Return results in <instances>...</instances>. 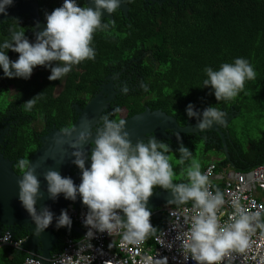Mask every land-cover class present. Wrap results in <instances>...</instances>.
<instances>
[{
    "label": "clouds",
    "instance_id": "1",
    "mask_svg": "<svg viewBox=\"0 0 264 264\" xmlns=\"http://www.w3.org/2000/svg\"><path fill=\"white\" fill-rule=\"evenodd\" d=\"M128 0H90L80 6L78 0H63L61 6L45 13V27L35 32L34 42H29L25 31L21 30L19 20L8 27V37L0 41V70L6 78L31 77L34 68L42 66L50 70L49 81H60L69 74L73 67L85 60H94L96 51L93 45L94 34L115 27L114 19H102V11L113 14ZM13 0H0V14L7 15ZM18 54L11 60L8 52ZM206 78L202 87L210 88L217 102L231 101L244 90L246 80H253L256 72L249 61L243 57L234 58L231 63H221L218 69L206 66ZM141 89L148 91V85L141 83ZM127 87L122 89L126 93ZM40 94L23 103L24 111H31ZM102 115L100 126L94 131H80L69 146L73 149L72 163L81 171V182L77 185L68 176H61L58 171L49 169L43 178L47 182L48 198L55 201L61 194L64 199L75 202L79 196L83 213V226L87 229L84 237L89 241L97 233H114L131 245H138L145 239L155 236L159 231L150 222L151 211L147 202L158 187L170 192L169 203L177 208L191 202V214L184 216L186 230L177 232L180 241V256L183 264H221L233 252L243 253L249 246V238L257 229L264 232V209L249 212L240 203L239 198L231 200L232 211L228 219L221 223L225 215V194L214 188L209 173L201 171V164L192 151L179 143L178 163L186 168L181 176L186 182L174 183L175 173L170 163L171 147L157 139L155 135L137 138L133 141L125 129L124 119H111L118 113ZM188 118H194L196 129L204 131L213 125L225 122V113L212 105L202 111L194 110L189 103L185 109ZM177 141H180L178 135ZM90 143L92 151L86 155L83 145ZM86 160L90 166L86 167ZM14 167L19 169L17 181L18 199L29 214L34 232L39 236L55 219V228L71 229L72 220L67 209H62L54 217L49 207L36 208L37 200L42 198L40 181L35 175L32 163L25 158L18 159ZM174 228H183L176 224ZM161 235L163 233L161 232ZM10 234L0 242L7 243ZM25 264H32L26 259ZM155 264H168V257L162 256Z\"/></svg>",
    "mask_w": 264,
    "mask_h": 264
},
{
    "label": "trees",
    "instance_id": "2",
    "mask_svg": "<svg viewBox=\"0 0 264 264\" xmlns=\"http://www.w3.org/2000/svg\"><path fill=\"white\" fill-rule=\"evenodd\" d=\"M153 1L152 4L146 5L142 0H128L126 4L130 8L131 18L126 22L128 35L123 39V43L118 45L117 53L112 55L118 62L130 57L137 59L141 54L132 52L139 48H135L138 39L142 41L145 50L151 52V59H141L137 68L133 70L139 74L137 89L144 83L148 85V91L142 89V92L149 95L142 103L141 95L137 94L134 97L136 107L142 106L144 109L145 104L151 111L160 110L173 117L180 126H184L188 120L191 124L196 123L194 118L190 119L186 115L185 109L189 103L194 106V110L200 111L210 105L217 107L225 113V122L219 125L218 129L225 138L228 158L224 156L222 140L217 132L203 131L200 134L192 133L185 136L175 132L168 133L174 138L179 135L184 139V146L192 151L194 157L199 144H202L204 153L217 155L216 158L220 160L211 162L216 172L247 171L261 165L264 162V129L260 131L258 139H251L246 125L250 120L260 122L264 120V0ZM120 28L121 26L117 25L115 30L120 31ZM94 48L97 59L98 47ZM112 57L105 62L109 63ZM237 57L249 61L256 72V77L245 81L244 90L235 99L217 102L210 88L202 87L206 78L203 69L206 66L218 69L221 63H231ZM92 68L95 66L90 67ZM74 92L73 87L66 85V90L55 101V109L60 110L40 113L38 114L40 120L44 117L51 118L55 129L67 130L71 125L72 112L69 104H64L60 100L72 99ZM0 116L3 114L0 113ZM238 121L245 125L240 136L235 130ZM13 130H15L13 138L9 139L5 150L1 152L4 158L13 162V171L20 174L19 169L14 167L15 162L20 158L31 157L41 146L39 136L45 134L46 130L43 129L41 134L26 126ZM163 142L171 147L170 157L179 160L178 141ZM208 163L203 164L202 172L209 166ZM187 164L188 162H185L183 166ZM78 170L72 168L68 175ZM181 170V167L174 165V172L178 173ZM174 183L178 182L174 180ZM211 183L214 188H222L220 181L212 180ZM79 209L87 210L82 204ZM153 224L158 229L161 227L158 220H153ZM73 225L80 228L74 223ZM54 232L59 238L53 253L60 251L64 236L75 240L80 238L79 234L65 228L57 229L54 226ZM13 233L16 237L30 236L24 229L19 232L15 230ZM4 255H11V259H4L3 264H21L27 254L24 252L15 254L14 251L4 249Z\"/></svg>",
    "mask_w": 264,
    "mask_h": 264
},
{
    "label": "flooded vegetation",
    "instance_id": "3",
    "mask_svg": "<svg viewBox=\"0 0 264 264\" xmlns=\"http://www.w3.org/2000/svg\"><path fill=\"white\" fill-rule=\"evenodd\" d=\"M142 1L145 2L146 5L152 4V0ZM85 2L86 0H78L80 6H85ZM36 3L38 27L34 26L33 22L29 20L26 14H16L12 18H8L0 23V41L8 37V27L10 25H15V19H18L20 26L23 27L21 30L25 31V35L29 39V42H34L35 32L42 31L45 27V13H50L53 9L61 6L63 0H36ZM109 15L111 16L110 19H114L115 27H110L104 32L98 31L93 37V45L94 47H98L99 58L91 61L85 60L81 62V64L74 66L73 70L60 81H49L47 77L50 75V70L42 66L34 68L31 77L27 80L22 78H6L3 76L2 70H0V101L3 100V104L0 105V113L3 114V116H0V152L5 150V146L9 143V139L13 138V134L15 133L13 128L26 126L31 130L35 129L38 134H41L44 129L46 133L39 136L40 140L49 132L57 130L55 129L53 119L44 117L43 120H40L38 114L51 113L56 110L59 111L60 109H55V101L58 97H61L68 84L74 88V95L72 99L60 100V102L69 104L72 112L70 127L77 119V110L84 109L89 101L99 94H101L104 99H109L107 107L101 112L99 118L102 115L113 113V109L119 108L120 111L112 114L110 118L127 120L144 112L145 109H148L145 104H143V109L142 106L136 107L134 103V97L137 94L141 95L139 96L142 103L146 101L149 95L142 92L141 88L137 89L139 74L135 73L133 70L137 68V64L141 62V59L149 58L150 60L151 52L146 51L144 45H142V41L138 39L140 41H135V48H139L132 52L133 54H141L137 59L130 57L122 62L115 60L112 55L117 53L118 45L122 44L123 39L128 35L126 22L131 20L130 8L128 7L126 16L120 10ZM24 16L27 18H24ZM102 19H105V23H110V21L107 20L109 18L103 16V12ZM117 25L121 26L120 31L115 30ZM8 55L11 60L18 58V54L12 51H9ZM110 57H112L111 61L106 63L105 61ZM93 65L95 68L90 69ZM124 87L128 89L126 93L122 92ZM40 93V98L37 100L33 109L31 111H24L22 107L23 103ZM130 106L135 108L131 109ZM142 109L143 111H141ZM99 118L97 125L91 131H94L96 127L100 126ZM67 130L60 132H65ZM167 132L171 131H166V133ZM200 132H198V134H200ZM180 135L185 136L187 134ZM160 140L163 141L164 139ZM180 142L183 143L184 139L180 138L178 143ZM72 168L77 167L74 165ZM157 190H160V188L153 189V192ZM161 204H159V206ZM14 230L17 232L20 231L16 228H14Z\"/></svg>",
    "mask_w": 264,
    "mask_h": 264
},
{
    "label": "water",
    "instance_id": "4",
    "mask_svg": "<svg viewBox=\"0 0 264 264\" xmlns=\"http://www.w3.org/2000/svg\"><path fill=\"white\" fill-rule=\"evenodd\" d=\"M85 3L91 6L90 0H86ZM118 10L122 11L126 16L128 6L122 4ZM22 13L26 14L29 20L33 22L34 26L38 27L36 0H13V5L7 9V15L0 14V23L8 18H12L16 14ZM103 16L109 19L111 18L106 12H103ZM108 101L109 99H104L101 94L95 96L84 109L77 110V119L67 131L60 132L58 130H53L49 132L41 139V146L37 148L28 159L32 163L35 175L40 181V192L43 194L42 198L38 199L35 205L38 211L41 207L47 206L53 212L54 217H56L59 216L62 209H66L67 205H72L74 208L79 209L81 204L79 196L75 202L64 199L62 194L55 201L49 199L46 190L47 182L44 180L43 175L47 170L52 169L58 171L62 177H70L74 184L78 185L81 182L80 169L74 174L68 175L74 166L72 163L74 157L71 155L73 149L69 144L76 139L80 131L88 132L97 125L98 118L101 112L107 107ZM125 122V129L129 132L130 138L133 141L137 138L142 139L149 135H155L157 139L177 142L176 139L168 134V132L166 133V131L183 135L200 132L196 129V124H190V120H188L184 126H180L174 118L166 115L160 110L151 111L145 109L144 112L125 120ZM218 128L219 125H213L211 128L204 131L219 133L222 140L224 155L228 158L225 138ZM83 149L86 155H89L92 151L91 144L85 143ZM90 163V160H86L85 166L89 167ZM12 165L13 162L4 158L3 154L0 152V233L5 230L13 233V231H15L14 228L19 230L24 229L30 234L23 245L24 251H26L29 256L38 255L44 261H47L52 255L50 254L51 250L57 244L58 236L54 232L55 219L39 236L35 234V226L29 214L19 202L17 181L20 174H16L13 171ZM171 198L170 192L164 189L153 192L152 196L149 197L147 207L151 211L150 222L153 226V220L159 218V214L156 213L159 204H171L169 203ZM65 230H72L81 234L80 228L74 226L73 223L70 230L67 228H65Z\"/></svg>",
    "mask_w": 264,
    "mask_h": 264
},
{
    "label": "built area",
    "instance_id": "5",
    "mask_svg": "<svg viewBox=\"0 0 264 264\" xmlns=\"http://www.w3.org/2000/svg\"><path fill=\"white\" fill-rule=\"evenodd\" d=\"M204 172L209 173L211 181L222 182L220 190L225 194V205L222 209L225 215L221 217V223L228 219L232 211L231 200L235 197L239 198L240 203L249 212L264 209V162L247 171L231 170L227 173L219 172L220 174L211 164ZM66 209L72 223L80 227V238L75 240L64 236L60 251L53 253L47 261L38 255L29 256L23 249L28 237H16L10 231L0 233V240L10 234L7 243L0 242V249L25 252L27 256L21 264H25L26 259H31L32 264H155L162 256L168 257V264H183L180 241L176 239V235L187 228V225H184V216L191 214V202L180 208L160 205L156 212L159 218L154 219L161 224L159 231L138 245L124 242L118 233L111 236L107 233H97L95 238L90 240L91 247H82L89 242L84 237L87 229L82 223L83 213L87 210L76 209L72 205H67ZM176 224L182 225L183 228H174ZM249 241V246L243 253L233 252L221 264H264V232L257 229L250 235ZM188 264L194 262L189 261Z\"/></svg>",
    "mask_w": 264,
    "mask_h": 264
},
{
    "label": "rangeland",
    "instance_id": "6",
    "mask_svg": "<svg viewBox=\"0 0 264 264\" xmlns=\"http://www.w3.org/2000/svg\"><path fill=\"white\" fill-rule=\"evenodd\" d=\"M3 104V100L0 101V105ZM251 119V118H249ZM244 123L243 122H240L238 121L236 123V132H237V135L240 136V132L241 130L243 129L244 127ZM247 130H248V136L249 138L251 139H258L259 136H260V131H262L264 129V120H262L261 122L260 121H253V120H250L248 123H247ZM210 157H217V155L213 154V153H204L202 151V144H199L197 146V149H196V153H195V158L199 161V163L201 164V168L203 166V164H207L208 162H210ZM221 157V156H220ZM219 159V158H218ZM170 163H172V167H174V165H178V167L180 168H186L187 165L183 166V165H180L178 163V160L174 159L173 157H171L170 159ZM175 173V181H177L178 183L180 182H186L184 177L181 176V171H178V173L174 172ZM4 256V249H0V264H3V258Z\"/></svg>",
    "mask_w": 264,
    "mask_h": 264
},
{
    "label": "crops",
    "instance_id": "7",
    "mask_svg": "<svg viewBox=\"0 0 264 264\" xmlns=\"http://www.w3.org/2000/svg\"><path fill=\"white\" fill-rule=\"evenodd\" d=\"M225 156V155H224ZM210 164H212L213 162H217V161H219L220 160V158L218 159V158H214V157H210ZM221 159H222V157H221ZM212 162V163H211ZM209 163H208V165H210ZM207 165V166H208ZM203 167V166H202ZM218 174H220L219 172H217ZM161 205H164V206H169V207H174V206H176V205H174V204H168V203H165V204H161ZM159 207V206H158ZM77 234H79V233H77ZM80 235V234H79ZM57 242H58V240H57ZM56 246V245H55ZM55 246H54V248H55ZM54 248L51 250V252H50V254H53V251H54ZM19 252H22V251H19ZM19 252H16V251H14V253L15 254H18ZM25 253V252H24ZM27 256V255H26ZM11 255H8V256H3V258L4 259H6V260H10L11 258Z\"/></svg>",
    "mask_w": 264,
    "mask_h": 264
}]
</instances>
